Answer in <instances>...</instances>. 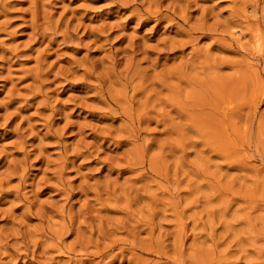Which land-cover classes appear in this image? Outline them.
<instances>
[{"label": "rangeland", "instance_id": "374dc122", "mask_svg": "<svg viewBox=\"0 0 264 264\" xmlns=\"http://www.w3.org/2000/svg\"><path fill=\"white\" fill-rule=\"evenodd\" d=\"M0 264H264V0H0Z\"/></svg>", "mask_w": 264, "mask_h": 264}, {"label": "bare ground", "instance_id": "6f19581e", "mask_svg": "<svg viewBox=\"0 0 264 264\" xmlns=\"http://www.w3.org/2000/svg\"><path fill=\"white\" fill-rule=\"evenodd\" d=\"M134 14V13H133ZM203 28V27H202Z\"/></svg>", "mask_w": 264, "mask_h": 264}]
</instances>
